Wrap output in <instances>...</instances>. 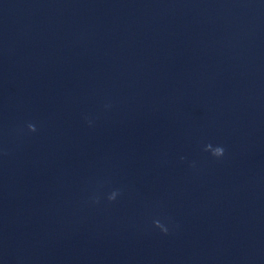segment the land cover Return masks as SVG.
<instances>
[{"label": "clouds", "instance_id": "9594fccd", "mask_svg": "<svg viewBox=\"0 0 264 264\" xmlns=\"http://www.w3.org/2000/svg\"><path fill=\"white\" fill-rule=\"evenodd\" d=\"M28 129L30 130V131H36V128H35V125H33V124H29L28 125ZM205 151H209V152H211V155L213 156V157H216V158H219V157H222L223 155H224V148L222 147V146H216V147H213L211 144H208V145H206L205 146ZM116 193L115 192H113L110 196H109V199L110 200H114L115 199V197H116ZM156 225L158 226V227H161V225L159 224V222L157 221L156 222ZM164 231H166V229H164Z\"/></svg>", "mask_w": 264, "mask_h": 264}]
</instances>
